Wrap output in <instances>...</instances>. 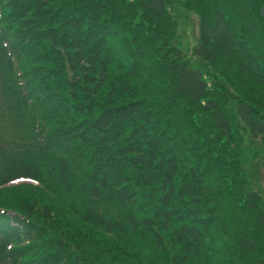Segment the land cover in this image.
I'll list each match as a JSON object with an SVG mask.
<instances>
[{"label":"trees","instance_id":"trees-1","mask_svg":"<svg viewBox=\"0 0 264 264\" xmlns=\"http://www.w3.org/2000/svg\"><path fill=\"white\" fill-rule=\"evenodd\" d=\"M257 140L264 0H0V264H264Z\"/></svg>","mask_w":264,"mask_h":264},{"label":"rangeland","instance_id":"rangeland-1","mask_svg":"<svg viewBox=\"0 0 264 264\" xmlns=\"http://www.w3.org/2000/svg\"><path fill=\"white\" fill-rule=\"evenodd\" d=\"M196 31H197V25L194 21V17H190L188 24L186 25V28H183L179 35V44L181 48L184 50H191L193 45L195 44L196 39ZM191 62V61H190ZM192 63V62H191ZM255 151H261L262 156L264 157V145L261 141L257 140ZM247 173L251 176V182L252 184L257 188V190L264 196V181H263V174H264V160L255 159L252 158L250 160L249 165L247 166ZM24 183L17 184L18 187H22L20 185L23 184H33V183H26L25 181H22ZM14 183L13 185H9L5 187L6 190H10L13 187H16ZM35 185V184H33Z\"/></svg>","mask_w":264,"mask_h":264}]
</instances>
